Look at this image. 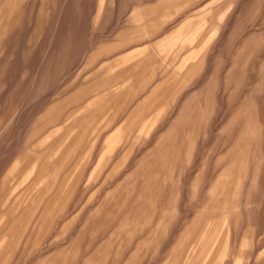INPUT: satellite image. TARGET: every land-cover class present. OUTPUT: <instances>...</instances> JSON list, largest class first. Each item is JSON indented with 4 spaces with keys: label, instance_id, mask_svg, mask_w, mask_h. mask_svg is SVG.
<instances>
[{
    "label": "rangeland",
    "instance_id": "rangeland-1",
    "mask_svg": "<svg viewBox=\"0 0 264 264\" xmlns=\"http://www.w3.org/2000/svg\"><path fill=\"white\" fill-rule=\"evenodd\" d=\"M177 23L186 116L90 174L92 62ZM0 264H264V0H0Z\"/></svg>",
    "mask_w": 264,
    "mask_h": 264
},
{
    "label": "crops",
    "instance_id": "crops-1",
    "mask_svg": "<svg viewBox=\"0 0 264 264\" xmlns=\"http://www.w3.org/2000/svg\"><path fill=\"white\" fill-rule=\"evenodd\" d=\"M178 24L161 33L155 29L139 34L114 30L107 51L101 49L100 57L92 62L90 77L83 82L89 94L85 101L91 104V116L103 120L98 123V154L90 164V174L107 175L124 163L122 152L132 149L130 137L149 132L130 131L135 124L140 126L141 119H148L144 124L153 128L172 117L174 109L175 117L186 116L189 89L194 92L197 86L196 80L189 81L194 72L189 74L187 52L164 53L168 45H180L169 38Z\"/></svg>",
    "mask_w": 264,
    "mask_h": 264
}]
</instances>
